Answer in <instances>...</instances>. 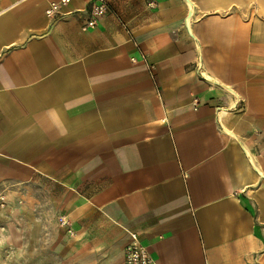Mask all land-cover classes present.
Returning a JSON list of instances; mask_svg holds the SVG:
<instances>
[{
	"label": "crops",
	"instance_id": "1",
	"mask_svg": "<svg viewBox=\"0 0 264 264\" xmlns=\"http://www.w3.org/2000/svg\"><path fill=\"white\" fill-rule=\"evenodd\" d=\"M52 1L0 0V198L97 264H264V0Z\"/></svg>",
	"mask_w": 264,
	"mask_h": 264
},
{
	"label": "rangeland",
	"instance_id": "2",
	"mask_svg": "<svg viewBox=\"0 0 264 264\" xmlns=\"http://www.w3.org/2000/svg\"><path fill=\"white\" fill-rule=\"evenodd\" d=\"M43 190L38 201L0 198V264H97Z\"/></svg>",
	"mask_w": 264,
	"mask_h": 264
},
{
	"label": "built area",
	"instance_id": "3",
	"mask_svg": "<svg viewBox=\"0 0 264 264\" xmlns=\"http://www.w3.org/2000/svg\"><path fill=\"white\" fill-rule=\"evenodd\" d=\"M72 0H57L52 1L47 9L46 14L48 17L55 19L62 13V7L68 6ZM156 0H150L149 5L154 6ZM112 8L109 0H92L90 17L82 26L84 31L93 28L97 25L98 20L111 12ZM136 62V59L133 58ZM4 199V198H3ZM63 225H68V221L61 218ZM131 240L125 250L124 264H158L156 259L152 256L149 249L143 244L138 233H130Z\"/></svg>",
	"mask_w": 264,
	"mask_h": 264
}]
</instances>
